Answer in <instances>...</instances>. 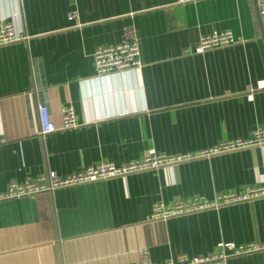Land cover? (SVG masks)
Instances as JSON below:
<instances>
[{"label":"crops","instance_id":"crops-1","mask_svg":"<svg viewBox=\"0 0 264 264\" xmlns=\"http://www.w3.org/2000/svg\"><path fill=\"white\" fill-rule=\"evenodd\" d=\"M0 20L26 37L0 48V191L264 129V92L248 99L264 79L255 0H0ZM222 31L237 42L194 52L201 36ZM133 38L141 68L97 76L95 49ZM40 104L57 126L72 107L79 127L40 138ZM263 184L261 146L3 202L0 264H183L220 244L263 246L264 199L148 220L156 203ZM216 264H264V250Z\"/></svg>","mask_w":264,"mask_h":264},{"label":"built area","instance_id":"built-area-1","mask_svg":"<svg viewBox=\"0 0 264 264\" xmlns=\"http://www.w3.org/2000/svg\"><path fill=\"white\" fill-rule=\"evenodd\" d=\"M198 1L202 0H176V4L183 5ZM255 1L259 10L260 26L264 33V0ZM74 18L75 13L68 15L69 20H73ZM25 40L26 37L15 32L11 22L0 20V48ZM236 42L237 40L229 31L213 32L201 36L198 39L194 47V52L196 54H203L207 50L229 46ZM93 63L97 76L139 70L142 66L139 58L138 44L134 38L131 40H122L115 45L96 48L93 52ZM255 92H264V79L256 82L251 88L248 99H252L253 93ZM37 114L39 122L38 135L40 138H44L54 132L72 130L79 127L72 107H67L62 110L59 126L52 122L46 106L38 105ZM5 143L6 140L0 136V146ZM261 146H264L263 128L255 129L246 139L224 140L212 148L198 152L168 155L159 153L154 149H149L139 158L119 165L111 162H100L66 176H58L54 172H49L34 180H25L20 183L10 182L5 190L0 191V203L21 198H33L39 194L51 193L61 188L125 178L130 175L157 171L163 168H172L176 165L202 158H211L213 156ZM258 199H264V184L247 187L241 192L232 191L218 194L212 200H206L202 197H192L184 200H175L170 205L156 203L151 209L148 220L165 221L173 217L190 215L210 209H218L222 206L251 202ZM218 247L219 252L217 255L209 257L197 256L189 260L181 257L179 261L183 264H216L218 262H224V260L232 256H241L264 250V245L258 246L252 243L240 246L220 244ZM166 264L173 263L167 262Z\"/></svg>","mask_w":264,"mask_h":264},{"label":"water","instance_id":"water-1","mask_svg":"<svg viewBox=\"0 0 264 264\" xmlns=\"http://www.w3.org/2000/svg\"><path fill=\"white\" fill-rule=\"evenodd\" d=\"M263 32V31H262ZM262 35H263V38H264V33H262Z\"/></svg>","mask_w":264,"mask_h":264}]
</instances>
